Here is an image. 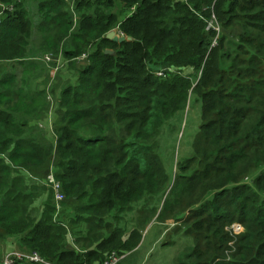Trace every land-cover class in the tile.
I'll list each match as a JSON object with an SVG mask.
<instances>
[{
  "label": "trees",
  "instance_id": "trees-1",
  "mask_svg": "<svg viewBox=\"0 0 264 264\" xmlns=\"http://www.w3.org/2000/svg\"><path fill=\"white\" fill-rule=\"evenodd\" d=\"M34 2L39 23L29 17L27 0H0L13 6L0 26V264L10 240L11 251L51 264H103L114 252L153 264L162 241L146 243L151 249L138 257L143 232L161 222L167 192L177 200L195 187L201 196L192 228L208 242L180 260L264 264V0ZM214 20L221 28L241 22L235 52L245 58L213 48L224 45L223 31L210 27ZM115 29L124 41L106 38ZM48 54L77 72L75 83L60 85L53 131L41 122L49 95L34 86L48 82L46 70L54 74L43 60ZM18 64L26 67L9 90L20 77ZM192 97L202 103L192 155L173 160V147L169 165L166 145L174 141L165 135L179 130L174 118L187 113ZM48 132L53 141L44 138ZM53 168L65 195L58 203L52 189L36 185ZM42 189L49 197L39 209ZM234 222L245 228L238 236Z\"/></svg>",
  "mask_w": 264,
  "mask_h": 264
},
{
  "label": "rangeland",
  "instance_id": "rangeland-1",
  "mask_svg": "<svg viewBox=\"0 0 264 264\" xmlns=\"http://www.w3.org/2000/svg\"><path fill=\"white\" fill-rule=\"evenodd\" d=\"M26 5H27L26 8L29 11V17L35 23H39L42 20V14L40 13L38 9V5L34 2V0H27ZM2 8H3L2 5H0V11H2ZM69 10L72 13L74 12L71 6ZM0 18L2 19V15H0ZM221 24H222V28H221V25H219L216 20L210 23V27L212 26L216 31H218V25L220 26V29L223 31L222 39L224 38L223 46L221 45V42L220 44L217 42L216 46L213 48H217V50H219L220 53L225 52L228 55L232 54L233 57L234 56L237 57V55L239 54L238 60H240V58H245V55H243L240 50H238L237 53L235 52V50H237L236 49L237 47L235 46V44L238 43L240 35L241 34L243 35L244 33V28L242 27L241 22L234 21L231 27H225L223 23ZM117 34L119 35V33ZM205 47H206V44H205ZM60 48H63V46H60ZM39 54H41V51H39ZM223 61L225 63V67H228V65L230 64V61H228L227 58H225ZM82 62L83 61H80L78 65H81ZM63 65L60 64L58 66L56 74L55 75L53 74V76L52 74L50 75V72H48V70H46V72L44 73V76L48 75V80H47L48 82H46V79L45 80L41 79L39 81H36L34 85V86H40L41 88L46 89V93H48L49 95V102H50L51 109L50 111L47 112V115H48V117L46 115L47 119L44 121H41L44 125L45 124L49 125L48 126L49 131H53L54 124L56 126V123H57L56 120L58 118V113L56 109L58 108L57 103H58V100L62 92L60 89V85L64 81L65 82L68 81L70 83H75L77 81V72L75 70L70 69L69 63L66 64L64 67ZM78 65H77V70H80L82 67H79ZM25 67H26L25 64H18V73L20 74V77L15 79L12 82L10 87H7L9 90H13V91L16 90L13 88V86L14 84L18 85ZM36 67L37 69L39 68L38 65H36ZM51 67H53V65H51ZM5 69L7 71L16 72L15 69H13L10 65L5 66ZM189 72H191V70ZM0 76H2V71L0 72ZM187 107H188L186 109L187 113L183 114L182 116L177 115L178 117L175 116L174 118L175 124L179 125V130L178 131L176 130L174 132V137H169L168 135H165V138H172V140L174 141V146L172 145L168 146V144L166 145L167 151L165 155V160L167 161L169 165L171 164L170 159H171V152H172L173 147H174L173 160H176L178 155H180V157H186V156L189 157L190 155H192V152H193V145H192V150L190 151L189 142H191L192 144L197 134V131L199 130V127L201 124L202 103L196 101L194 97H192L191 100H189ZM43 128L45 129V126ZM47 136L50 140H52V135L50 132L45 134L44 138L46 139ZM203 148H207V147L203 146ZM177 171H178V168L176 172ZM176 172H174L175 173L173 177L174 182H175V178L177 174ZM51 174L54 175V168L52 169ZM48 182H50L49 177L43 180L41 179L40 181H37L36 185L40 186V184H42L52 189L50 183ZM46 191H49V190L47 189ZM38 192H39V197L36 200V207L41 209L43 208V205L47 201L49 195L47 192L45 194V190L43 189L38 190ZM197 196H201V187L200 188L195 187V189L193 188V190L189 191L184 196L177 198V200L173 198L170 199L169 192H167L166 195L163 197V200L161 203V206H162L161 207L162 208L161 222L156 224L151 232L152 234L155 228L157 230H160L161 235H162L161 241L163 244L161 243L159 246H155L153 248L152 256L149 259V261L167 262V264H170L172 262L174 264H177L178 262L179 264H181L180 262L182 263L187 262L186 264H196L197 263V260L194 258L193 260H188V261L180 260L183 258V254L185 252H192L193 250H195V248L200 247L202 250H205V245L208 242V240L205 239L204 236L202 237L197 236L196 231L192 228L194 219L191 216H192L193 210H195L196 208L195 203H196ZM166 201L169 202L168 203L169 205L165 204ZM157 204H159V201L157 202ZM188 207L189 209H187ZM183 210L187 211V214L185 213V215H183L184 220L177 222L178 219H173L175 216L180 214ZM187 228H191L192 232L188 233L186 231ZM231 228L233 229L232 236H238L245 230L244 226L239 222H234ZM158 232L159 231L155 232V234L157 235ZM171 244L173 245L175 244V245L171 246ZM227 246H231V243H228ZM178 247L181 248L180 251H183L180 255L176 254ZM14 251L22 252L21 250H14ZM23 252H27L31 254V252H28V251H23ZM9 253H11L10 250L7 251V254ZM223 253H224L223 251H220L218 254L223 255ZM160 257H162L161 261L158 260ZM128 263H130V258H127L125 261L121 260L119 264H128ZM210 263L212 264L213 262L210 261ZM133 264H138V260L135 259L133 261Z\"/></svg>",
  "mask_w": 264,
  "mask_h": 264
},
{
  "label": "built area",
  "instance_id": "built-area-1",
  "mask_svg": "<svg viewBox=\"0 0 264 264\" xmlns=\"http://www.w3.org/2000/svg\"><path fill=\"white\" fill-rule=\"evenodd\" d=\"M2 11L0 12V15H2L4 13L5 10H12L13 6H2ZM1 18H0V26H1ZM1 31V29H0ZM218 33L220 32V26L218 25ZM216 44V40H214L213 45ZM81 59H85V56L82 57ZM43 60L51 65H54L52 62L57 63V65H60L61 59H55L53 55L48 54L45 55L43 57ZM54 69V75L56 74V71L58 69V67H56L55 65L53 66ZM157 74H163L162 72L158 71ZM49 181L51 183V187L55 193V200L56 202H61L64 200V194L61 191L62 185L60 182H58L53 174H51L49 176ZM59 206V204H57ZM125 257V255H121V254H117V253H112L110 255V257L103 263V264H119L121 262V260H123V258ZM18 261H21L23 263H36V264H51L47 261H45L43 258H41L38 254L36 253H27V252H17V251H11V253L6 254L3 259L1 264H16Z\"/></svg>",
  "mask_w": 264,
  "mask_h": 264
},
{
  "label": "crops",
  "instance_id": "crops-1",
  "mask_svg": "<svg viewBox=\"0 0 264 264\" xmlns=\"http://www.w3.org/2000/svg\"><path fill=\"white\" fill-rule=\"evenodd\" d=\"M70 2H73V0H69ZM156 224H158V223H152V224H150L148 227H147V229L145 230V232H143V236H145V241H144V244L142 245V247H141V249H140V252L137 254V256L139 257V256H141V255H143V254H146V253H148V251L151 249V247L153 246V245H156L155 243H157L159 240H161V238H162V235H161V232H160V230H157L156 228L154 229V231H153V233L151 234V232H152V230H153V228H154V226L156 225ZM157 231H159L158 232V234L156 235L155 234V232H157ZM143 240H144V238H143ZM10 242V243H9ZM9 242H5L4 241V243L2 244V248H1V253H2V258H3V256L4 255H6L7 254V251L8 250H13L14 249V244H13V242H12V240H10ZM142 243H143V241H142ZM146 243H149V245H151V247L150 248H146V249H144V245L146 244ZM70 245H71V247H74L73 245L74 244H72L71 242L69 243ZM10 250V251H11ZM132 256H134V255H132ZM131 256V257H132ZM129 257V256H128ZM125 260H126V258H124ZM125 260H123V261H125ZM135 260V258L134 257H132V258H130V263H128V264H133V261ZM137 260H138V258H137ZM139 264V263H138ZM153 264H154V262H153ZM167 264V263H166ZM171 264H174L173 262L171 263ZM177 264H179V262L177 263Z\"/></svg>",
  "mask_w": 264,
  "mask_h": 264
},
{
  "label": "water",
  "instance_id": "water-1",
  "mask_svg": "<svg viewBox=\"0 0 264 264\" xmlns=\"http://www.w3.org/2000/svg\"><path fill=\"white\" fill-rule=\"evenodd\" d=\"M106 38H107V39H110V40H113V41H115V42H122V41L125 40L124 36H119V35L117 34V30H113V31L109 32V33L106 35ZM106 53L109 54V53H111V51H110V50H107Z\"/></svg>",
  "mask_w": 264,
  "mask_h": 264
},
{
  "label": "bare ground",
  "instance_id": "bare-ground-1",
  "mask_svg": "<svg viewBox=\"0 0 264 264\" xmlns=\"http://www.w3.org/2000/svg\"><path fill=\"white\" fill-rule=\"evenodd\" d=\"M110 54V53H109ZM47 182V181H46ZM48 183H50V182H48ZM45 184V183H44ZM49 185V184H48ZM50 185H51V183H50ZM50 187V186H49ZM52 188V187H51ZM65 196V195H64ZM55 197V196H54ZM64 201V200H63ZM55 202H56V200H55ZM58 203V202H57Z\"/></svg>",
  "mask_w": 264,
  "mask_h": 264
},
{
  "label": "clouds",
  "instance_id": "clouds-1",
  "mask_svg": "<svg viewBox=\"0 0 264 264\" xmlns=\"http://www.w3.org/2000/svg\"><path fill=\"white\" fill-rule=\"evenodd\" d=\"M115 30H117V33H119L118 29H115ZM119 36H121V34H120V33H119Z\"/></svg>",
  "mask_w": 264,
  "mask_h": 264
}]
</instances>
